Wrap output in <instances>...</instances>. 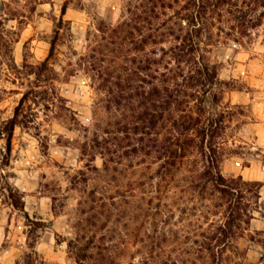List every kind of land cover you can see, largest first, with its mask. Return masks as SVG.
<instances>
[{
  "label": "rangeland",
  "instance_id": "obj_1",
  "mask_svg": "<svg viewBox=\"0 0 264 264\" xmlns=\"http://www.w3.org/2000/svg\"><path fill=\"white\" fill-rule=\"evenodd\" d=\"M25 94L6 160L0 138V264H264L260 0H0V122ZM211 106L219 171L261 184L229 238L183 128Z\"/></svg>",
  "mask_w": 264,
  "mask_h": 264
},
{
  "label": "trees",
  "instance_id": "obj_2",
  "mask_svg": "<svg viewBox=\"0 0 264 264\" xmlns=\"http://www.w3.org/2000/svg\"><path fill=\"white\" fill-rule=\"evenodd\" d=\"M262 6H264V0H260ZM207 75L208 72H207ZM211 84H216L217 74L209 75ZM215 97V96H214ZM28 95H23L20 100L19 105L15 108L14 115L4 122H0V138L5 137L6 147L5 151H1V155L4 160L11 153L12 138L14 130L17 126H21L25 121H31L29 117L32 115L30 112V107L27 104ZM216 105V101H214ZM214 105V106H215ZM214 108L211 106L208 110L207 115L204 111L205 107H202L198 111V115L185 114L183 116V128L185 130L184 134L190 130V128H195L197 133L201 135V148L202 150H209L208 155V165H206V170L200 173L197 177V188L203 192H207L210 189V185L219 192L223 198L226 199V221L222 233L224 238H229L236 228H239L243 222H248L251 219V212L253 210H258L260 207V187L259 182L244 181L242 177L239 178H226L218 169L217 159L218 154L223 148L222 133L225 126V114L224 112L213 113ZM204 153V152H203ZM13 204L21 209L24 213L23 202ZM26 219L29 225L34 229H39L44 226L39 224L40 222L31 221L28 214H26ZM69 246L73 245V242L68 243Z\"/></svg>",
  "mask_w": 264,
  "mask_h": 264
}]
</instances>
